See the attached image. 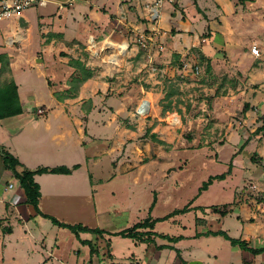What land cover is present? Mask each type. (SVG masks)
Wrapping results in <instances>:
<instances>
[{
  "label": "rangeland",
  "instance_id": "obj_1",
  "mask_svg": "<svg viewBox=\"0 0 264 264\" xmlns=\"http://www.w3.org/2000/svg\"><path fill=\"white\" fill-rule=\"evenodd\" d=\"M96 1L104 0H57V3L33 6L24 12L31 16L32 41L22 50L28 61L23 59L14 74L25 112L18 118L5 121L0 134L4 137L5 129L12 131L25 120L48 119L54 128L65 121L63 109L52 101L50 86L43 73L52 80L53 86L59 88L60 81L71 69L53 58L43 41L42 31L47 28L52 32H64L66 38L78 37L85 40L87 45L79 43L70 47L73 50L68 49L70 54L64 52L63 55L69 58L70 66L75 64L72 63L75 59L82 61L89 69L100 68V63L115 62L113 65H117L119 70L115 69L116 74L106 78L116 88L109 90L107 97L112 98L117 106L123 92L136 97L144 87L146 92H151L153 105H150L147 113L139 115L130 104V97L127 98L124 110L115 119L129 130L137 131L131 138L128 136L124 139V155L121 150L111 153L109 142L113 130L105 128L103 124L107 115L99 111H93L89 115L85 112L87 108H92L94 102L96 107L103 103L102 90L95 96L84 95L81 98L78 87L84 80L73 76L63 80L69 88L58 94L59 97L69 98L70 102L75 99V108L68 113L72 116L69 118L72 119L71 126L76 129L78 121L92 125L90 131L96 139L88 133L80 145L83 150L74 159L77 163H84L86 168L74 174L67 185L73 189L72 196H67L72 204L55 209L58 215L51 216L66 223L83 224L107 232L104 236H97L98 238L90 232H81L78 238L71 230L53 226L49 220L42 225V231L48 235V249L59 248L55 264H90V246L83 242L90 239L100 248V256L103 252L107 256L111 251L115 264H181L175 243H172L175 248L159 249L153 241L139 245L135 244L134 239L113 233L131 228L148 217L152 220L161 219L186 206L191 207L189 212L157 221L154 230L160 235L173 237L181 236L180 233L191 234L196 228H221L222 223L217 221L208 226L198 223L200 219L218 217L212 212L204 214L201 209L211 211L213 207L222 208L238 200L239 203H247L244 209L253 215L252 205L264 202V131L257 132L264 124V47L261 46L262 57H248L244 64H231L234 61L229 57L231 50L223 49L220 56L226 58V61L216 64V67L199 61L198 64H183L185 72L182 73L166 74L159 72L158 68L154 71L149 67L147 53L137 47L135 35L130 29L125 34L128 42H124L130 43L129 54L125 56L121 54L119 47L112 49L113 45L105 35L103 39L97 38L95 34L94 38L90 37L83 25L73 21L75 6L83 4L89 8L90 3ZM138 1L140 2L133 0V3ZM60 4L64 6L62 9L59 8ZM107 8L111 12H117L119 6L116 0H109ZM5 20L12 19L2 21ZM246 38L238 40L240 51H250L251 45L257 43L252 42L246 47L248 37ZM217 39L219 41V37ZM4 44L5 40L0 38V52L12 50ZM74 44L76 43L72 42L70 45ZM38 59L43 61L38 63ZM122 59H125L123 66L116 64ZM154 63L153 60V66ZM155 78L160 79V82L155 83ZM250 78L252 81H249ZM117 91L123 92L117 96ZM154 92L160 93L155 101V120ZM247 104L249 108L247 112H243ZM39 108L45 112L38 114ZM84 115L88 117V122L84 120ZM226 172V179H216L207 190L200 193V187L211 176ZM10 179L7 176L2 180L0 191ZM17 180L11 179L21 188ZM155 198L157 202L151 210ZM235 221L236 218H230L228 225L233 226L232 235L240 237L241 231L235 228ZM238 225L240 227L241 222ZM160 235V243L169 242ZM223 240V237H210L203 241H188L187 249L191 251L186 257H204L205 264H213L215 254L224 249L220 242ZM259 243L253 241L252 244ZM228 245L231 246L229 243ZM6 246L14 250V254L7 255L4 252ZM29 249L27 242L19 243L15 236H8L0 230V264L4 259L7 264H12L10 260L13 257L20 264H31V260L36 259L32 253H27ZM209 254H212L211 258ZM100 260L101 264H107V260ZM232 263L238 264L235 255Z\"/></svg>",
  "mask_w": 264,
  "mask_h": 264
},
{
  "label": "crops",
  "instance_id": "obj_2",
  "mask_svg": "<svg viewBox=\"0 0 264 264\" xmlns=\"http://www.w3.org/2000/svg\"><path fill=\"white\" fill-rule=\"evenodd\" d=\"M108 1L109 0H104L102 2L96 1L90 3L89 8L83 4L77 5L74 8V13L72 12V19L75 23L83 25L84 31L88 32L90 37L94 38L95 34L97 38L103 39L102 37L105 35V38L111 41L113 45L112 49L121 47V54H125L126 56V54H129V49L125 52L127 44L124 41L128 42V38L125 34L130 29L134 35H136L137 32L149 27L145 19V5L151 0H140V2L138 1L136 3H133V0H116L119 6L117 12L108 10ZM114 1L115 0H113V2ZM49 2L57 3V0H45L44 5H47ZM62 7L64 6L60 4L59 8L62 9ZM31 22V16L25 13L20 19L0 21V38L5 40V47L12 49L7 52H0V55H7L11 68L10 76L14 78L16 83L17 78L14 74V70L20 68V63L23 59L28 61V57H25V53L22 52V50L32 41L30 31ZM154 27L160 30L159 40L163 45V49L161 51H156L154 54V64L159 72L166 74L185 72L183 64H198L199 61H202V59H200L201 56L204 57L206 63H211L213 67H216V64L226 61V58L220 56L223 49L231 50L232 53L229 57L232 61L234 60L233 62L230 61L232 62L231 64H244L248 57L252 59L254 57L250 51H240L241 46L238 44L239 39L245 40L247 39L246 37H248V44L246 47H249L252 42H257L264 47V0L166 1L162 8L161 18ZM212 33H214V36ZM218 37L219 41L217 39ZM42 38L45 45L49 48V51L52 52L53 58L70 67L71 71L67 72L63 80H68L70 76L75 77L78 74L77 70L69 65L68 56L63 54L64 52L70 54L68 49H71L70 47H74L79 43L84 45L88 43L78 37L66 38L64 32H52L47 28L42 31ZM72 42L76 44L71 46L70 44ZM122 43L125 44L121 45ZM133 49H135V47H133ZM71 50H73V48ZM42 61V59L37 60L38 63ZM118 61L120 60L118 59ZM118 61L116 64L123 66L125 59L121 62ZM177 61L182 62L180 63L181 65ZM113 64H115V62L100 63V68L91 67L92 70L96 69V71H92L93 75L80 84L78 87V95H80L81 98L84 95L89 97L95 96V94L99 93L100 89L102 90L103 95L101 99L104 100L103 103L100 104L99 107H96V102H94L91 105L92 108H87L85 112L89 115L93 111H99L107 115V119L103 123L104 127L113 130L111 133L112 139L111 142H109V151L113 153L121 150L124 155L126 145L124 139L128 136L131 138L132 134H136L137 130H129L126 125L117 121L115 117L124 110L125 105L128 103V97H130V104H132L135 109H137L143 101H148L152 106L153 101L150 98L151 92H146L144 87H142V93L138 94L136 97H132L128 93L125 94L123 91H120V93L117 91V96L123 93L116 106L112 98L107 97V92L116 88L106 78L107 76L113 77L116 74V71H114L115 69L119 70V68L116 67L117 65L114 66ZM43 75L44 78L48 80L52 101L57 107L63 109L62 112L65 121H62V124L54 128L48 119L25 120L24 123L22 122L18 128L12 131H9L8 128L5 129L6 134L4 137L0 134V147L18 158L20 161V165L17 166L18 172H22L25 169L37 170L40 167L57 166H66L72 170L69 174L43 173L35 175V180L39 183L41 191V196L39 198L40 211L46 215L57 216L58 214L55 212V209L72 204L67 197L72 196L73 192V189L67 186L69 181L74 178V174L86 168L84 163H77L74 160L77 158V154L83 150V147L81 148L80 145L85 141L88 133H90L92 138L96 139V137L92 135L90 131L92 125H85L84 122L78 121V127L76 129L71 126L72 119L69 118L72 116H69L68 113L75 108V99L70 102L69 100L71 99L69 98L59 99L56 97V93L60 94L69 88L67 82H63V80L60 81L59 88H56L53 86L54 83L52 80H50L45 73H43ZM154 80L155 83L160 82L158 78ZM249 81H252V78H250ZM18 92L24 113L25 108L21 99L19 85ZM241 93H243V91ZM114 95L116 94H113V96ZM158 95H160V93L154 92V120L157 115L155 101ZM95 100L97 101V99ZM44 112L43 110L42 113L38 112V114H43ZM23 113L2 119L0 128H3V123L8 119L18 118ZM110 113L112 114L109 115ZM130 113H132V115L134 114L133 112ZM83 117H86V119L83 118L85 121L88 120L87 116L84 115ZM158 127L159 126H156V128ZM156 128L154 130H156ZM43 143L46 145H42ZM48 143L50 145H48ZM135 151L136 150H134V152ZM76 165H79V167L75 168ZM7 176H10L11 179L16 178L12 171L4 168L0 153V183ZM11 179L0 191V230L7 233L8 236H15L19 243L27 242V247L28 249L30 248L27 250V253H32L34 259H36L31 260V264H55L54 259L58 255L56 252L59 251V248L52 250L48 249V235L42 231V225L47 224L51 219L36 211L34 206L26 201L23 188L18 187V183L12 182ZM11 184H13L12 187H10ZM229 204L230 209L226 215L212 212V210L208 211L207 209H201L204 214L212 212L218 217L214 219L209 218L208 220L203 218L204 220L200 219L198 223L208 226L211 222L217 221L218 223H222L221 228H201V230L196 228L191 234L180 233L179 235L183 236L181 240L173 241L167 238L169 242L166 243H160V239L155 235L153 236L155 240L154 243L159 249H164V247L175 248L176 246L172 245V243L177 244V251L181 264H205L204 257L200 259L186 257V255H190L191 251L187 249L188 241H203L208 240L210 237H223L224 240L220 242L224 249L219 250L218 253L215 254L216 258L213 260V264H233L234 255L238 258V264H243L246 260L252 261V264H264V252L254 255L250 252L243 251L237 246H233L230 241L222 235L207 234L209 231L223 230L231 237H234L232 235L233 226H231V228L228 222L230 218H236L235 228L241 231V236L235 238L246 240L250 247L258 248L264 246V219H261V217H264V202L262 201L261 203H257V205H252L254 210L253 215H251L250 211L244 209L247 207V203L245 202L239 203L238 200H234ZM238 222H241L240 227H238ZM52 225L57 226L53 222ZM58 227L63 228L60 226ZM153 231L156 232L155 230ZM97 236L95 237L98 238ZM96 241L98 244L100 243L98 239ZM253 241L260 243L253 245ZM135 242V244L139 245L148 244L137 240H135ZM228 243L231 244V246H229ZM38 244L40 246H38ZM98 250H100V248ZM4 252L7 255L14 254V250L12 251L7 246L4 248ZM109 254L111 256H109ZM208 256L211 258L212 254ZM88 259L90 264H101L102 261L100 259L107 260V264H115L114 255L111 251H109L107 256H104V252L102 256H100V253L98 255H92L90 247ZM27 262H29V260ZM10 263L20 264L17 262L16 257H13ZM2 264H7V261L4 259Z\"/></svg>",
  "mask_w": 264,
  "mask_h": 264
},
{
  "label": "trees",
  "instance_id": "obj_3",
  "mask_svg": "<svg viewBox=\"0 0 264 264\" xmlns=\"http://www.w3.org/2000/svg\"><path fill=\"white\" fill-rule=\"evenodd\" d=\"M200 59H202V61L200 62L205 61L204 57H201ZM72 63H75V64H72L71 66L74 67L78 72V74L75 77L81 78L82 80H86L87 78H90L93 75L92 70L87 68L82 61L75 59L74 61H72ZM0 64H1L0 65V123H1V120L4 118L16 116V115L23 113V108L20 102L18 85L15 82L14 78L10 76L11 68H10V63H9L7 55L5 54L0 55ZM59 95L58 93H56V97L61 99ZM248 108H249V105L247 104L244 107L243 112H247ZM258 131L259 132L264 131V124L257 129V132ZM0 153L2 156V162H3L4 168L12 171L13 175L19 180V183L21 187L23 188L24 193L26 195V201L32 204L34 208L36 209V211L50 218L51 221L55 225L71 230L78 238L80 237L81 232H90L91 234H94L96 236L97 235L102 236L107 232L104 229L91 228L83 224L66 223V222L59 220L58 218L54 216L46 215L40 211L39 198L41 196V191H40L39 183L36 182L35 180V175L43 174V173L69 174L72 171L70 168L66 166L40 167L37 170L25 169L22 172H18L17 166L20 165V161L18 160V158L15 157L12 153L2 149L1 147H0ZM78 167L79 165L75 166V168H78ZM227 174L228 173L226 172V173L211 176L209 180L206 181L202 187H200L199 189L200 193H202L204 190H207L209 186L213 184V182L216 179L218 180L226 179ZM156 202H157V198H155L153 205L151 207V210L154 208ZM229 207H230V204H226L222 208L213 207L211 210L212 212L220 213L221 215H226L229 212V209H230ZM190 210H191V207L186 206L182 209L175 210L173 213L161 219L152 220L150 217H148L144 221L136 223L131 228L115 232L113 233V235H121L123 237L132 238L137 241L146 242V243H150L151 241L154 242L155 240L153 236L160 235L153 231L157 221H160L162 219H167L176 214H183V213L189 212ZM207 234L222 235L226 239H228L233 246H237L241 248L243 251H248L254 255L264 252V246H261L258 248L250 247L249 243L246 240H243L241 238L231 237L229 234H227L223 230L209 231ZM160 236L163 238H169L170 240H173V241H178L183 238V236L171 237V236L162 235V234ZM83 242L90 246V252L92 255L99 254V250H98L99 248L97 247L96 243H94L92 240H89V239L83 240ZM109 256L111 255L109 254ZM243 264H252V261L246 260L244 261Z\"/></svg>",
  "mask_w": 264,
  "mask_h": 264
},
{
  "label": "built area",
  "instance_id": "obj_4",
  "mask_svg": "<svg viewBox=\"0 0 264 264\" xmlns=\"http://www.w3.org/2000/svg\"><path fill=\"white\" fill-rule=\"evenodd\" d=\"M166 1L173 2L174 0H151L146 3V16L149 27L142 31H139L135 35V41L138 48H141L147 53L149 67L151 70H156L153 66L154 53L161 51L163 45L159 40L160 30L154 25L158 23L161 18L162 8ZM45 0H0V21L4 19H20L24 16V12L33 6L44 5ZM130 47V43H127V49ZM126 49V51H127ZM250 53L254 58H260L263 55V48L258 43H253L250 47ZM186 66V65H185ZM198 68V67H197ZM144 102L143 101L136 109L137 114L144 115ZM148 103V111L150 110V103ZM39 113L43 110L39 109ZM13 184L10 185L12 187Z\"/></svg>",
  "mask_w": 264,
  "mask_h": 264
},
{
  "label": "water",
  "instance_id": "obj_5",
  "mask_svg": "<svg viewBox=\"0 0 264 264\" xmlns=\"http://www.w3.org/2000/svg\"><path fill=\"white\" fill-rule=\"evenodd\" d=\"M144 106V112H148V103L146 101L144 102Z\"/></svg>",
  "mask_w": 264,
  "mask_h": 264
},
{
  "label": "bare ground",
  "instance_id": "obj_6",
  "mask_svg": "<svg viewBox=\"0 0 264 264\" xmlns=\"http://www.w3.org/2000/svg\"><path fill=\"white\" fill-rule=\"evenodd\" d=\"M127 44V43H126ZM121 45H123V44H121ZM121 48V47H120ZM126 49H127V47L125 48V52H126ZM122 52V51H121ZM125 52H123V53H125Z\"/></svg>",
  "mask_w": 264,
  "mask_h": 264
}]
</instances>
